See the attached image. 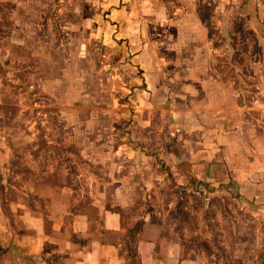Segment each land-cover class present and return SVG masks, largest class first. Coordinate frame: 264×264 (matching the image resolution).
Listing matches in <instances>:
<instances>
[{"label":"rangeland","instance_id":"obj_1","mask_svg":"<svg viewBox=\"0 0 264 264\" xmlns=\"http://www.w3.org/2000/svg\"><path fill=\"white\" fill-rule=\"evenodd\" d=\"M24 199L119 214L129 264H264V0H0V217Z\"/></svg>","mask_w":264,"mask_h":264},{"label":"crops","instance_id":"obj_2","mask_svg":"<svg viewBox=\"0 0 264 264\" xmlns=\"http://www.w3.org/2000/svg\"><path fill=\"white\" fill-rule=\"evenodd\" d=\"M119 1L123 5L130 0ZM40 202L9 201L8 213L0 217V264H129L119 241L123 227L119 214L106 211L100 228L87 214L66 219L65 213L53 211L47 203L43 210ZM137 245L142 264L160 263L153 248L151 252L149 245Z\"/></svg>","mask_w":264,"mask_h":264},{"label":"trees","instance_id":"obj_3","mask_svg":"<svg viewBox=\"0 0 264 264\" xmlns=\"http://www.w3.org/2000/svg\"><path fill=\"white\" fill-rule=\"evenodd\" d=\"M131 258H132V264H134L135 263L134 261L136 260L137 256H133Z\"/></svg>","mask_w":264,"mask_h":264}]
</instances>
